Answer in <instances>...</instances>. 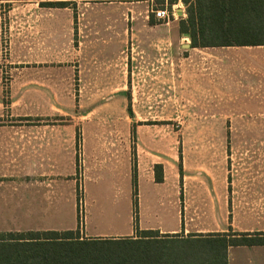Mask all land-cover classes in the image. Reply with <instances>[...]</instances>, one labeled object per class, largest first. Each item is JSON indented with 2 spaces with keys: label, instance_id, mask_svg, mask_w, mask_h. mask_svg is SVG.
<instances>
[{
  "label": "rangeland",
  "instance_id": "374dc122",
  "mask_svg": "<svg viewBox=\"0 0 264 264\" xmlns=\"http://www.w3.org/2000/svg\"><path fill=\"white\" fill-rule=\"evenodd\" d=\"M171 1L0 2L3 65L17 68L3 72L0 126L34 139L11 152L12 177L0 173V233L116 240L183 222L184 235L224 234L232 195L264 212V80L201 89L178 79L185 52ZM161 9L169 20L156 19ZM238 51L227 75L249 67Z\"/></svg>",
  "mask_w": 264,
  "mask_h": 264
},
{
  "label": "trees",
  "instance_id": "16d2710c",
  "mask_svg": "<svg viewBox=\"0 0 264 264\" xmlns=\"http://www.w3.org/2000/svg\"><path fill=\"white\" fill-rule=\"evenodd\" d=\"M39 1L42 7L65 8L74 0ZM183 3L187 19L181 21V33L189 34L193 47L264 46V0ZM155 173L156 182L162 183L163 166L156 165ZM135 232V238L116 240H83L73 230L0 233V264H228L230 248L264 246V233L232 229L187 236L139 228Z\"/></svg>",
  "mask_w": 264,
  "mask_h": 264
},
{
  "label": "crops",
  "instance_id": "0c3cea01",
  "mask_svg": "<svg viewBox=\"0 0 264 264\" xmlns=\"http://www.w3.org/2000/svg\"><path fill=\"white\" fill-rule=\"evenodd\" d=\"M183 1L184 0H177L174 6L176 12L181 17V21L187 19L186 8L183 10ZM8 19L9 36H12L14 32L12 23L15 18L10 16ZM6 21L7 18L3 17L0 11V106L3 99V72L8 70L12 71V68L13 70H17V68L14 67L16 65L12 63H10V65H3V34H8L7 31L3 33V25L5 27ZM180 46L185 52V55L182 57V59L175 61L176 76L178 79L184 78L181 81L187 82L186 85H189L192 88H217L224 86L223 82L225 81H228L229 84L234 82L241 83L240 85L249 82L251 84L253 83L254 85H252L256 87L258 86L257 82L260 81V79L264 80V75H259L260 73L258 71L260 57L259 54H261L262 50H264V46L193 47L192 40L188 33H181ZM235 50H239L238 52L241 53L244 52L247 57V65H249V67L243 70L244 73L242 76L240 74L236 76H231V74L227 75L226 70L224 69L225 66L223 64L228 62V55H232ZM229 63H232V61ZM223 72H225V75ZM1 117L2 116H0V118ZM19 131L21 130L13 126H0V173L2 172L4 178H7V176H9V178L12 177L11 167L12 163L15 162V156L12 158L11 152H15L19 145H24L27 149L34 146L33 130L28 131L29 133L25 131L26 138L20 141L18 138ZM50 132V129H46L44 130V135L48 136L51 134ZM44 143L50 146L52 141L47 138L44 140ZM156 165L162 164L157 163ZM0 183L3 184V181ZM32 184L33 183H31V185ZM240 199L236 200L235 195H232V211L229 212L231 219L228 229L223 230V232H228L229 229H232L233 231L241 233H264V212L258 213L253 210L252 205L254 200L251 196L245 199ZM223 204L225 205V202ZM139 230L143 229L139 228ZM144 230H158L162 235H173V233L179 234L178 231H184L180 234L187 232L183 222L178 228L174 227L173 229H165L166 231H164L163 227L161 226H155V228ZM234 255L235 259L233 258ZM228 264H264V246H240L230 248L228 251Z\"/></svg>",
  "mask_w": 264,
  "mask_h": 264
},
{
  "label": "built area",
  "instance_id": "2783aa9c",
  "mask_svg": "<svg viewBox=\"0 0 264 264\" xmlns=\"http://www.w3.org/2000/svg\"><path fill=\"white\" fill-rule=\"evenodd\" d=\"M156 19H158L159 21L163 20H169V11L167 9H161L158 11L154 12Z\"/></svg>",
  "mask_w": 264,
  "mask_h": 264
}]
</instances>
